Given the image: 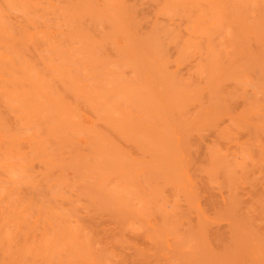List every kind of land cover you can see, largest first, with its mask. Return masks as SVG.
Here are the masks:
<instances>
[{
  "label": "bare ground",
  "instance_id": "obj_1",
  "mask_svg": "<svg viewBox=\"0 0 264 264\" xmlns=\"http://www.w3.org/2000/svg\"><path fill=\"white\" fill-rule=\"evenodd\" d=\"M0 264H264V0H0Z\"/></svg>",
  "mask_w": 264,
  "mask_h": 264
}]
</instances>
